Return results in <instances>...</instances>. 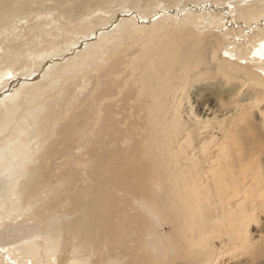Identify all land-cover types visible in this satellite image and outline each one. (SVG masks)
Masks as SVG:
<instances>
[{
  "label": "bare ground",
  "instance_id": "6f19581e",
  "mask_svg": "<svg viewBox=\"0 0 264 264\" xmlns=\"http://www.w3.org/2000/svg\"><path fill=\"white\" fill-rule=\"evenodd\" d=\"M51 1L44 6L43 0H0V22H10L17 17L24 19L33 13L37 15L54 10L55 17L62 20V30L67 34L66 38L59 42L58 40L53 42L52 39L42 40L44 45L29 54L35 56L33 64L30 65H27L30 60L23 58L30 52L29 48L21 45L23 41H19L20 45L12 40L5 43L6 52L11 51L12 58L5 56L2 60L4 73L0 74V79H3L0 80L2 81L0 97L10 92L12 94L0 100V177H8V180H2L3 187L0 190V219L7 217L12 210H23L39 201L47 206L46 209L51 207L50 211L54 212L52 219L55 218L53 221L62 226L53 227V221L42 231L33 226L17 241L19 245L15 247L12 246L16 243L12 241V231L6 233L5 227H2L0 247L7 248L8 256L13 255L15 260L18 259L17 254L23 255L21 260L34 259L33 264H48L40 262L42 253L48 254L47 257L50 258L63 251L62 249H67L68 257L63 258L61 264H150L148 254L140 248L141 239H137L139 236L135 235L136 233H129V217L119 208V199L113 194L116 192L100 193L95 195V199L87 200L85 203L78 202V197L88 194L89 191L79 195L73 191L77 181L75 182V170L72 171L71 165L79 161L74 150L85 148L92 140L95 148L85 152L87 158L84 163L90 167L87 181L91 184L96 180L106 181L108 186L116 191L143 189L145 181L150 182L143 168L145 159L147 157L156 159L162 168V184L153 185V188L165 190L168 195L173 192L186 195L188 200L185 206L188 214L185 217L187 222L185 228L190 241L198 244V238L203 237L202 241L209 243L214 238V232L217 235L221 233L215 224L206 222L210 207L219 203V210L224 215L227 203L212 200L213 195L206 197L204 191L213 187L219 196H225L227 193L223 187L230 185L228 179L234 177L235 183L238 182L236 176L225 178L223 160L224 157L232 155V152L225 151L232 149L235 143L233 135L238 141V137L246 132L245 128L255 125L248 116L255 107L249 108L244 104L238 108L240 103L237 102L238 112H235L237 115L233 114L231 117L229 115V119L222 117L225 114H221L224 118H221L222 120L212 115L214 118L210 119L207 116L209 119L195 120L190 126L177 121L181 117H178L177 112L181 111H178L179 105L174 101L176 93L184 90L186 79L191 72L199 70V66L206 64L204 35L195 33L190 27L185 26L178 32L169 31L162 26L165 29L162 31L158 25L163 18L153 24L151 37L138 39L134 35L143 28L139 25V17L142 20L147 19L154 9L176 6L182 0ZM185 1L196 4L200 2ZM213 1L219 4L221 0ZM250 1L249 4L241 0L229 1L235 11L234 19L255 22L256 27L251 35L237 34L246 41L244 44H252L256 36L261 37L264 33V27L257 25L264 20V0H260L259 4L255 3L256 0ZM32 3H36L35 8L31 7ZM42 6L45 7L44 10ZM98 11L105 16L89 18ZM118 12L122 14L118 15ZM194 12L192 9L188 11L181 24L193 26L194 17L189 15ZM221 14L208 12L198 18L208 25L218 21L221 26L223 19ZM105 17L107 21L114 20V17L123 19L116 29L103 33L97 41L92 40V43L82 51L75 52V55L64 62L48 66L52 65V61L47 62L49 53L60 56L62 52L65 53L71 48L69 46L76 38L93 35L102 24L99 20ZM41 24L37 22L30 25L25 34L27 43L41 38L43 33ZM161 32H164L165 36H161L159 34ZM90 33L92 34L89 35ZM230 33L233 31H228V34ZM11 37L13 39V36ZM4 41L3 39L2 43ZM79 44L81 46V43ZM223 44L222 37L215 39L216 49L211 51V59L217 60L218 65L215 71L206 72V69H202L201 72H205L200 74L202 80L216 79L217 76L228 78L232 71L235 75L237 73L247 75L255 83H264L263 46L259 48L261 64H254L261 72L257 74L251 69L254 66L249 65L244 44L235 45L232 50H224L228 58L233 60L225 58L219 63L223 59L219 55ZM61 45L64 49L58 52ZM75 48H71L70 52ZM37 58L40 60L37 61ZM45 59L47 61L41 62ZM235 59L244 61L245 64H240ZM30 66L35 68L41 66L42 69L49 67L45 75L48 76L36 74L28 80L13 79L22 77L17 75L18 70L23 72ZM92 70L95 75L93 88L88 92L90 93L88 98L85 96L86 98L81 97L83 99L80 100L77 96L80 85H77L82 80L81 85L86 86ZM194 76L199 78L197 74ZM76 79L78 81L75 82ZM13 82L17 84L15 91ZM25 82V85L19 84ZM130 85L135 89L129 88ZM229 104L232 105V102H228ZM138 114L146 116L145 120H141V128L140 120L133 119ZM114 116L115 120L112 118ZM146 123L151 127L148 131L142 132V135L138 134ZM239 132L241 134L238 135ZM89 136L93 139L91 140ZM144 141L147 142L148 150L141 153L136 147ZM58 145L62 146L61 150H57ZM131 154H134L135 158L132 161L129 158ZM60 158H63L62 166L68 170L55 173L52 163ZM54 177L55 181L52 180ZM259 185L262 191L263 186L261 183ZM64 186L66 188H63ZM70 186L72 192L69 190L71 193L61 196L69 192L66 189ZM230 190L238 191L240 187L237 184L230 185ZM38 191L41 192L40 196L37 195ZM60 198L64 204L69 203V207H62L61 201L53 208ZM64 208L74 211L67 212ZM234 208L235 202L230 204L228 211L231 212ZM206 210V218L197 223L196 213L203 216ZM148 214L151 217V213ZM152 219L154 229H158L161 220L154 215ZM2 225L4 223H0V226ZM38 237H42L45 248L35 242ZM10 246L13 248H9ZM111 249L113 254H110ZM3 255L7 256L0 249V258H3ZM94 258L97 261H94ZM0 264L4 262L0 261Z\"/></svg>",
  "mask_w": 264,
  "mask_h": 264
},
{
  "label": "rangeland",
  "instance_id": "374dc122",
  "mask_svg": "<svg viewBox=\"0 0 264 264\" xmlns=\"http://www.w3.org/2000/svg\"><path fill=\"white\" fill-rule=\"evenodd\" d=\"M45 1L43 0L44 6L45 4H50V2H52L51 0H48L47 2ZM155 1L157 2V0H153V2ZM210 1L200 0V2L196 4V3H192L191 1L182 0L181 3H178L179 6L169 5L166 9H161V8H157L156 10L154 9L147 19L142 20L140 19V17L138 18V20L140 21L139 25L140 26L142 25L143 28L136 31L134 36H136L138 39L151 37L153 34V29H152L153 24H156V22L161 18L163 19L160 20L161 22L158 26L162 31L165 30L162 26H164L166 29L168 28L169 31H174V32H178V30H182L183 28L182 26H185V27H190L191 30L194 31L195 33H198L202 36L204 35L206 41L205 44L206 64H202L201 66H199V70H194L189 74L188 78L186 79V87L180 93L179 92L176 93V97L174 99L175 103H177L180 107V108L178 107V111L179 112L181 111V113L177 112L178 117L181 116L182 117V118L180 117L181 120L184 118H185L184 120H186V121L184 120L181 121L179 119L177 121L182 122L185 126H190L192 123L195 122V120H204L209 118L212 119L211 117L213 116L218 118V120H222L224 118L229 119L231 116H233V114L237 115V113L235 112H238V108L244 106V104L245 106L247 105L249 108L255 107L251 109V113L248 114V116H250L249 120L251 121V123L255 124L253 125L254 127L250 126L245 128L246 132L238 137V141L235 138V135H233L232 138L235 141V143L232 144L234 146L232 145L231 150L228 149L227 151H225V153L232 152V155L226 158L224 157L223 160V165L225 166V170L223 171L225 172V178L228 179V177L236 176L238 178L237 183H235L236 179H234V177L228 180L231 186L236 184L239 185L240 190L231 191L230 185H226L223 187V189L227 193L225 196H219L217 194V191L213 187L204 191L206 197H210L211 195H213L212 200L216 202L218 200H222L227 203L226 212L224 215H222L221 211L219 210L220 208L218 207L219 203L215 204L214 206H211L208 214V219L206 221L208 224H215L214 226L221 233H218L217 235V233L214 232L213 233L214 238L209 243L202 241L203 237L198 238L199 239L198 244H194V242L190 241V238L188 236V231L185 228V224L187 223L185 217L188 214L185 204L186 201L188 200V197L184 194H180L176 192H173L170 195H168L165 192V190L160 191L158 189L153 188V185L162 184V168L160 167L159 161H157L156 159L149 157L145 159V164L143 165L144 167L143 166L142 167L146 172V178L147 179L149 178L150 182L148 183L147 181H145L146 185L143 189H138V190L135 189L132 191H116L111 189L106 181L101 182L96 180L92 184L89 181H87V177L90 174V172L88 171L90 170V167L84 163L87 158L85 152H88L95 148L94 142L92 140L93 138L89 136L92 142L87 144L85 148L74 150V153L78 156L79 161L76 164L71 165L72 171L74 172L75 170L74 172L75 182L77 181L75 183L76 185L73 191L78 195L82 194L83 192L89 191L88 194L79 196L78 202L85 203L87 200L95 199V195H98L100 193L116 192L113 194L117 199H119V204H118L119 208L122 209L124 212H126L129 217V225H130L129 233L130 234L136 233L135 235L139 236L137 239H141L140 248L148 254L150 264H264V130H263L264 123H262L264 121L263 118L264 117V112H263L264 83L262 84L257 82L255 83L254 80L252 81V79H250L247 75L241 73L240 74L237 73L235 75V73L232 71L230 72V75H228V78L226 76H217L216 79L211 78V79H203V80L202 78H200L201 75L205 73L204 71L201 72L202 69H206V72L213 70L215 71L218 65L217 60L211 59V51L213 49L214 50L216 49L215 46L216 38L221 39L222 37L224 43L223 44L224 47L222 46L221 49L219 50V55L221 58H223L221 61H219L220 63L223 60H225V58H228V54L225 52L226 49L232 50L233 46L241 45L244 44V42H246L243 40L242 37H239V35L237 34H241L243 36L244 35L249 36L252 34L253 29L256 26L254 21L246 22L245 20L242 19H234L233 16L235 14V11L233 10L232 4L229 2L232 0H221L219 4H217L216 2L214 3V1L213 2ZM241 1H244L245 4L251 3L250 0L248 1L241 0ZM182 2H184V4ZM260 2H261L260 0L255 1L256 4H259ZM35 6L36 3L31 4V7L35 8ZM44 6L41 7L43 10L45 9ZM259 7L261 6L259 5ZM191 9L195 11L194 14L189 15L194 17L193 18L194 25L193 26L182 25L181 23L185 19L184 16ZM52 11L53 12L50 13L41 12L40 14L38 13L37 15L33 13L34 15L31 14V16L26 17L24 19H19L17 17L18 20L17 18H14L10 22H3V21L0 22V42H1L0 74L4 73L3 70L4 64L2 62L3 58L5 56H8V58H12L11 51L7 50L6 52L5 45L7 44V42H11L12 40L13 42L16 41L17 45L18 44L20 45V42L23 41L21 45H23V47L26 46L27 49L28 48L30 49V52L26 53L23 56V58L28 59V61L30 60L29 64H27L30 65L33 64V60L35 59V56L33 55L29 56V54L34 53L36 49H39L40 46L44 45L42 40L51 41L52 39L53 42H56L57 40L59 42L60 40H63V38L64 39L66 38L67 34L65 33V31L62 30V25H61L62 20L56 18L54 14V10ZM208 12H212L214 14H221V13L223 14V15L221 14L223 18L221 20L222 27L219 26L218 21H214V24L208 25L207 22H205L201 18H198V16H200L201 14ZM123 13L125 14L126 12ZM99 14H100L99 11L95 12V14L91 15L89 18L92 17L93 19L95 17L98 18L99 16H105L102 13L100 15ZM121 14L120 12H118V15ZM121 19H123V17L117 19L114 17V20L112 19L108 21L106 20L105 17V19L103 18L102 20H99L102 24L98 26L97 30L94 33H96L99 30L100 31L97 32L96 34L93 33V35H91L92 33H90L89 35L91 36L83 35L80 36L81 38L80 37L76 38V40L72 42L69 46V48L76 47L73 51L70 52L71 50L70 48L65 53L62 52L65 47L64 44H62L64 47L61 45L63 48L61 47V49H58V52L59 51L62 52L60 56H55V54L53 53H52L53 55H51V53H49L47 58L48 61L45 59L42 60L41 62L47 61L50 63L52 61L51 63L52 65L48 64L49 67L56 64V62L57 63L64 62L66 59L72 57L77 52L82 51L83 49L88 47L89 44L92 43L91 42L92 40L93 41L99 40L100 36L103 33H106L107 31H111L114 28L116 29ZM37 22L40 24L42 22L41 24L43 25L41 27L43 30L42 36L40 39L38 38L37 40H35L37 42L34 41L27 43V41L25 40L27 35L25 34L27 33L30 25H33ZM2 23L5 24L1 25ZM257 25L264 27V20H262V23ZM228 31H233V33L235 34L233 33L228 34ZM159 34L161 36H165L164 32H161ZM11 36H13L14 40L12 39ZM5 37L8 39L6 40ZM74 37H76V35ZM19 38H21V40ZM3 39L5 40L4 43H2ZM82 39L84 40V42ZM88 39H90V41ZM79 43H81V46ZM262 46L264 47V33L263 36L261 37L256 36L252 44L243 45V47L246 49L247 59L248 62L250 63L249 64L250 66L252 65L254 66V64H258V65L261 64L262 58H260L259 55V51H260L259 48H261ZM21 57L22 56H20V58ZM231 59L233 60V58H230L229 60ZM253 59H255V61L257 62H255ZM38 60L40 59L37 58V61ZM237 62L240 64H245L244 61L237 60ZM43 66L44 64L42 65V67ZM42 67L38 66L36 67L37 68L36 69L35 67L30 66V68L24 70L23 72H19L18 70L17 75L22 77L20 78L15 77L13 79L14 80L18 79L21 81L26 79L28 80V78L33 77L36 74H40V76L44 75V77H47L48 75L47 76L45 75L49 71L47 70L49 69V67L45 69H42ZM251 69L257 74H261V72H259L260 69H258L257 67L254 66ZM93 74L94 71L93 70L90 71L88 84L86 86L81 85V83H83L81 82L82 80L77 85V86L80 85L77 90V96L78 98H80V100L89 97L90 93L88 92L89 91L91 92L93 88V82H94L93 80L95 76ZM194 74L199 75V78L198 76L195 77ZM245 76H247L248 79ZM127 79H130V77H127ZM0 80L3 81V79ZM2 81H0V84H2L1 83ZM76 81H78V79H76L75 82ZM19 84L25 85L26 82ZM12 85H13V90L15 91L17 89L16 87L17 84L13 82ZM3 87H1V89L5 90ZM132 87L134 88V86L130 85L129 88ZM11 94L12 92L8 94H3L4 96L0 97V100L1 98L3 99L4 97L9 96ZM230 101L232 102V105L234 107H232V105L230 104L228 105V102L231 103ZM237 102L240 103L239 107ZM129 105L132 107V104L130 102ZM224 105H226L227 107H225ZM236 105L238 108H236ZM230 106L232 109L230 108ZM233 108H235L234 111ZM188 110H191L190 111L191 114L190 112H188ZM230 111H232L231 112L232 114L230 113ZM194 113L196 115H194ZM221 114L222 115L225 114L222 116L224 118L221 117ZM229 115L230 117H228ZM112 118L114 120L116 119L115 116ZM133 119L140 120L139 122L141 128L142 125L141 120L142 121L145 120L146 116L144 114L142 115L138 114ZM256 124H259V126H257ZM150 127L151 126L146 123L142 127V129L138 131V134L142 135V132L148 131ZM239 134H241V132H239L238 135ZM182 142L183 141H181V143ZM56 148L57 150H61L62 146L58 145ZM136 148H138L139 152L141 153L147 151L148 150L147 142L144 141L141 145L138 144ZM131 155L132 156H129V158L132 161L135 158H134V154ZM62 162H63V158H60L54 161L55 164L52 163V167L55 173H59V172L62 173V171L68 170V168L66 169L64 168V166H62ZM4 179L8 180V177H3V176L0 177V190L3 187L2 180ZM52 180L55 181V177ZM260 183L263 186L262 191L259 189ZM87 184H90L91 187L90 185ZM63 188H66V186H64ZM69 190L72 192L71 186L66 189V191ZM70 191L68 193L66 192L63 193V195L61 196L71 193ZM38 192L37 195L40 196L41 192L40 191ZM62 200L63 199L60 198L55 202L54 205L53 204L51 205L55 206L56 204L60 203ZM233 202L236 203V208H234L231 212H229L228 208L230 204H232ZM62 204H63L62 207L63 206L69 207V203L67 205L64 204L62 201ZM45 207L47 206L42 205L38 201L33 205H31L30 207H27L26 209L12 210V213H10L7 217L2 218V220L0 219V223H4L5 225V226L4 225L0 226V229L2 227L3 228L5 227L4 229L6 233L12 231V241L16 242L14 245L12 244L13 247L19 245L17 241L20 240V238H22L23 235L26 233V231H28V229H30L31 227L34 226L38 231H42V229L45 228L47 225L52 224V221L55 220V218L52 219V215L54 214V212L50 211L51 207L49 209H46ZM56 207L57 206L53 208ZM64 210H66L67 212L74 211L72 209H67V208H64ZM37 213L39 214L36 215ZM148 213H151V217ZM35 215L39 219L34 218L36 217ZM153 215L161 220V224L159 225L158 229H154L152 225ZM206 216H207V210L204 212L203 216L196 213L195 220L198 223L199 221L204 220ZM58 225L59 223L53 221V227L59 228L62 226V225L59 226ZM143 225L144 226L146 225L147 228L145 229ZM143 235L144 237H142ZM35 242H38V244H41L43 248H45L44 247L45 242L42 240V237H38L35 240ZM12 246H10L9 248L12 249L13 248ZM186 247H188L187 250H185ZM0 249L4 251L5 254H7V256L3 255L2 256L3 258H0V261L4 262V264L7 262H10L12 264H33L34 259L32 258H29L28 260L24 258V260H21V258H23V255L17 254L16 256L18 259L15 260L13 258V255H9L11 256L12 258L11 259L8 256L7 248L3 249L0 247ZM62 250L63 251L57 252L58 253L57 255L49 258L47 257L48 254L42 253L41 255V252L45 251L44 249H42V251L39 252L42 257L40 262L41 263L47 262L48 264L63 263L64 259L68 257L67 256L68 254H66L68 252L67 249H62ZM110 254H113L112 249ZM93 260L97 261L96 258H94ZM35 261L38 262V260Z\"/></svg>",
  "mask_w": 264,
  "mask_h": 264
}]
</instances>
